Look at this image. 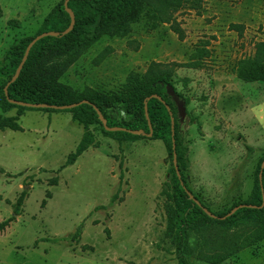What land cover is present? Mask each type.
<instances>
[{"label": "rangeland", "instance_id": "1", "mask_svg": "<svg viewBox=\"0 0 264 264\" xmlns=\"http://www.w3.org/2000/svg\"><path fill=\"white\" fill-rule=\"evenodd\" d=\"M62 1L0 0V88L12 77L13 48L34 37ZM176 18L184 40L171 24L153 26L145 16L128 36L101 39L60 81L80 93L111 96L154 62L200 60L199 68H175L177 94L172 91L187 168L151 133L119 141L96 123L91 130L99 147L62 169L85 132L74 114L26 110L20 116L19 108L0 106V116L19 118L22 128L0 131V225L15 217L0 230V264H210L199 257L197 234H183L180 243L170 236L164 192L174 171L213 218L253 208L244 203L264 165V83L238 79L235 68L264 42V0H204L199 12L184 9ZM244 228L237 224L231 233ZM221 264H264V241Z\"/></svg>", "mask_w": 264, "mask_h": 264}, {"label": "trees", "instance_id": "2", "mask_svg": "<svg viewBox=\"0 0 264 264\" xmlns=\"http://www.w3.org/2000/svg\"><path fill=\"white\" fill-rule=\"evenodd\" d=\"M65 2L66 0L60 2L50 12L34 37L23 39L11 51L12 77L0 88V106L4 111L19 108L20 116L26 110L66 111L74 114V119L84 126L85 132L77 149L69 155L62 169L75 165L91 148L99 147L96 136L91 130L93 124H101L103 133L107 137L119 141L137 142L146 138L144 134L151 133L150 122L153 126V137L163 140L170 157L174 159L176 155L180 167L187 168L185 152L182 151L179 143L181 131L179 112L172 91L177 94L175 68L191 65L199 68L200 60L188 65H165L154 62L145 74H131L121 92L111 96L93 91L80 93L60 80L70 67L101 39L128 36L132 32L133 25L139 23L145 16L153 26L160 23L171 24L172 30L179 35L180 40H184L186 34L180 28L176 16L184 9L199 12L204 0H70L68 8ZM68 9L74 13V21ZM71 27L70 32L65 35L64 33ZM232 27L241 28L237 25ZM46 33H58L59 36L45 37L33 46L20 77L9 87L10 99L32 105L45 104L58 107L83 101H88L90 104H82L69 110L37 109L14 105L7 98L5 88L18 71L28 47L38 36ZM204 51L201 49L199 51L201 54L198 56L202 57ZM235 72L238 79L246 83H264V42L257 44L254 58H246L238 62ZM116 110H120L119 114H115ZM118 115L122 116L120 120L117 118ZM100 116L107 120L110 128L119 127L125 130L108 131L102 124ZM6 130L21 131L19 118L0 116V131ZM174 140L176 150H174ZM120 168L122 170L124 168L123 161L120 163ZM123 177L122 171L121 178ZM57 182L56 178L54 185ZM164 193L169 201L167 205L170 236L180 243L183 234H197L201 245L199 257L210 264H221L237 253L264 241L262 163L257 171L253 191L244 203L253 208H241L230 217L228 216L232 209L218 214L213 212L219 218L208 215L206 211L209 208L191 194L185 178H179L176 171L173 172V181ZM25 198L24 192L16 205L15 216L21 213ZM14 220L15 217H12L2 223L0 230H5ZM237 224H244L245 228L231 233ZM214 231L219 232V239L215 237L213 239L211 233ZM79 236L80 231H77L71 243L76 242Z\"/></svg>", "mask_w": 264, "mask_h": 264}, {"label": "water", "instance_id": "3", "mask_svg": "<svg viewBox=\"0 0 264 264\" xmlns=\"http://www.w3.org/2000/svg\"><path fill=\"white\" fill-rule=\"evenodd\" d=\"M69 2H70V0H66V2H65V6H66V8H68V4H69ZM68 12L71 14L72 19H73V21H74V18H75V17H74V13H73L70 9H68ZM73 24H74V22H73ZM71 29H72V27H71L69 30H67L64 34H65V35L68 34V33L70 32ZM49 36H56V37H57V36H59V34H58V33H46V34H43V35H41V36H38V37H37V38H36V39L30 44V46H29L28 49H27L26 55H25V57H24V60H23V62L21 63V65H20V67H19L17 73L15 74V76L13 77V79L11 80V82H10V83L6 86V88H5V93H6L7 98L9 99V101H10L12 104H16V105L24 106V107H29V108H37V109H40V108H54V109H56V110H69V109H73V108H75V107H78V106H80V105H82V104H90V102H88V101H83V102H81V103H77V104H74V105L58 107V106H50V105H45V104H35V105H32V104H27V103H23V102H19V101H14V100H11V99H10V97H9V87H10V85H11L12 83L16 82L17 79L20 77L21 72H22V70H23V68H24V65H25V63H26V61H27V59H28V57H29L30 52H31V49L33 48V46H34L38 41L44 39L45 37H49ZM147 118L149 119V122H150V117H149L148 113H147ZM101 121H102L103 125L105 126V128H106L108 131H124V130H125L124 128H119V127L110 128V127L108 126V122H107V120H106L103 116H101ZM172 122H173V126H174V119H172ZM150 126H151V136H152V135H153V129H152L151 122H150ZM136 133L142 134V132H136ZM174 135H175V130H174V127H173V136H174ZM174 150H176L175 141H174ZM175 157H176V155H175ZM263 168H264V165H263ZM178 176H179V178H181V175H180V172H179V171H178ZM191 196H192V195H191ZM191 198L193 199L194 197L192 196ZM243 207H246V206H240L239 208H243ZM249 207H253V206H249ZM239 208H238V209H239ZM238 209H237V210H238ZM237 210H234L233 212H231V213L229 214L228 217L232 216Z\"/></svg>", "mask_w": 264, "mask_h": 264}]
</instances>
